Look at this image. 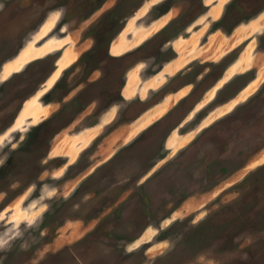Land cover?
<instances>
[{"label": "rangeland", "instance_id": "1", "mask_svg": "<svg viewBox=\"0 0 264 264\" xmlns=\"http://www.w3.org/2000/svg\"><path fill=\"white\" fill-rule=\"evenodd\" d=\"M263 7L264 0H0V132L34 93L0 133V264H75L74 253L76 264L141 258L100 254L122 242L86 238L103 230L102 216L113 206L90 202L84 180L116 151H154L196 100L167 145L174 150L196 137L185 156L213 167L187 202L147 203L141 221L175 212L130 248L158 236L162 242L144 251L157 264H264V48L257 42L264 14L247 22V9ZM218 18L219 28L200 46ZM27 46L44 51L25 59L18 54ZM92 47V56L79 59ZM70 50L75 54L62 65ZM243 57L251 58L247 71L230 74ZM177 64L185 68L164 75ZM192 88L180 110L164 117ZM87 239L90 251L82 248Z\"/></svg>", "mask_w": 264, "mask_h": 264}, {"label": "flooded vegetation", "instance_id": "2", "mask_svg": "<svg viewBox=\"0 0 264 264\" xmlns=\"http://www.w3.org/2000/svg\"><path fill=\"white\" fill-rule=\"evenodd\" d=\"M169 4L170 5L168 7H171L172 3ZM206 11L207 9L205 10V12ZM247 11L249 14V17L247 19L248 22L255 19L256 17H259L260 14H264V7L256 12H253L252 14L250 13V10L247 9ZM205 12L203 14H205ZM219 21L220 18H218L217 20L214 19V23L212 24L211 29L205 34L204 38L201 39L200 46L203 43H206L207 38L219 28ZM164 28L165 27H163V29ZM160 31L163 30L161 29L157 31L156 34ZM172 37L173 36L167 38L165 42L171 40L169 41V44L171 45V42L175 40V38L172 39ZM257 42L259 47L264 48L263 38L261 40L257 38ZM87 52L88 54L85 58L92 56V54H94L96 50L94 47H92L91 49L87 50ZM129 53L130 52H124L118 57H123ZM119 54L111 55L115 56ZM55 55H57V53L53 54L52 57H55ZM46 56L48 57L49 55ZM171 58L166 62H169ZM235 58L236 57H234L229 63H227L226 66L228 67L229 64H231L233 60H235ZM88 63L89 62H87V64ZM164 64L161 65V67L159 68L160 70L158 69V71H161V68L164 66ZM183 68L181 67L180 69L175 70V72L167 75L172 77L173 74V76H175ZM244 72H238L235 74ZM46 80L47 78L42 83H45ZM216 80L220 81L221 77H218ZM127 81L124 82L123 86H126ZM192 83V81L184 82L180 84L174 92H178V90H180L182 87L189 86ZM193 91V88L191 90H188L187 92L182 94L175 102H173L171 108L168 111L169 113L166 112L168 114L164 117L167 118L172 115L173 112H177L178 109L180 110V106L182 105V103L188 100L193 95ZM123 97L126 98L124 89ZM198 101L199 100H196L195 103H193L190 109H188V112L192 110L193 106L198 104ZM188 112L185 113V115H183L177 121V123H175L169 129V134L159 137V144L156 146V149L154 151L144 150L141 152H136L134 154H129L128 152H126L125 154V151L121 150L116 151L103 162V166L101 168L94 170L90 174V176L84 180L88 183V186L91 189V193H93V198L90 200V202H103V206H113V208H109V214L102 216V224L98 227V229L103 230H93L86 238H96L100 241V243L103 240L108 241L109 238L115 241L113 242V244L122 242V245L119 246L115 251H110V247H108L107 250L103 249L100 254L109 255L110 252L116 253V255H131L130 253L141 254V258L139 257L135 262H132V264H143L142 258L145 257L144 251L149 249L155 243L162 242L163 238L155 236L154 241L145 239L141 241V245L136 248H130V245L133 244L136 240H140L148 231V228L151 227V224L153 222H155L154 226H157L156 224L158 221H162L164 218H168L166 216H170L172 212H175V209L173 208L169 210L167 214L162 215L156 221L153 220V217H155L154 214H152L150 219L146 218L145 221H141V210L143 208H146L147 203L149 204V206H152V203L154 202H187L188 198L191 196V194L189 193L193 192L198 185L202 184L200 182V179L204 178L210 173L211 168L213 167L212 165L209 167L208 165H203V161H198L197 156H185L186 148H189L193 144L195 139H197L196 137L188 139L185 143L181 144L174 150L170 149L167 145L168 139L171 136L170 133L175 128H177V126L181 125V123L185 120V116L186 114H188ZM161 119L163 118H159L153 124L145 126L143 130H150L153 126H155L157 122L161 121ZM5 129H3L2 131H4ZM142 136H144V134ZM194 144L192 146H194ZM184 148L185 150H181ZM219 148L222 149V144L221 146H219ZM221 152L222 150L220 151V154ZM216 154L219 153L217 152ZM219 171L224 173L226 172V170H223V168H220ZM217 173L219 175L218 170ZM126 202L129 203L126 204ZM115 203L117 205L114 206ZM172 221L174 222V220ZM126 223L127 225L124 226V224ZM156 228L158 229V227ZM155 233L157 235L159 231L156 230ZM91 241V239H87L85 242L86 247L82 248H87L90 251V244H92L90 243ZM136 250H140L141 252H136ZM125 258L128 257L119 256L116 264L120 263ZM146 259L149 261V264H157L156 257L150 256ZM77 260V254L74 253L75 264Z\"/></svg>", "mask_w": 264, "mask_h": 264}, {"label": "bare ground", "instance_id": "3", "mask_svg": "<svg viewBox=\"0 0 264 264\" xmlns=\"http://www.w3.org/2000/svg\"><path fill=\"white\" fill-rule=\"evenodd\" d=\"M263 17H264V15H263ZM115 44H122V42H118V43H115ZM42 47V46H41ZM41 47H37V48H34V49H31V48H28V46L27 47H25L18 55H21V56H25V59H26V57H31V56H35V55H38L39 53H40V51L42 52V51H44ZM32 51H37V53H33ZM66 52V51H65ZM78 53V52H77ZM121 53V52H120ZM42 54V53H41ZM72 54V55H74L75 53L73 52V51H71L70 50V52L68 53V57L66 56V53H64V58L66 57V61H62L61 60V64L63 65V64H65V63H67V61H68V59L70 58V55ZM113 54V53H112ZM114 54H119V53H114ZM24 59V60H25ZM239 60V61H238ZM236 62H234L230 67H229V72H230V74H234L235 73V70L237 71V73L238 72H243L244 70H246L249 66H250V62H251V58L250 59H248L247 57H243L242 59H238ZM12 61V60H11ZM27 61V60H26ZM70 61V60H69ZM25 62V61H24ZM23 61H20L19 63H18V65L16 66V67H14V68H17L21 63H24ZM174 69H177V65H175L174 67H172L171 69H169L168 70V72L171 74V73H173V72H175V70ZM16 70V69H15ZM8 71H10V70H8ZM53 74H54V72H53ZM49 81V80H48ZM254 81H256V80H254ZM252 83H254V82H252ZM129 83H128V81H127V84H126V86H125V88H124V92H127L128 91V89H127V85H128ZM130 86V85H129ZM255 86V85H254ZM232 103V102H231ZM220 108V107H219ZM220 109H224V108H220ZM228 109V108H227ZM218 110V109H217ZM219 111V110H218ZM222 111V110H221ZM215 112H217V111H215ZM222 113V112H221ZM215 114H217V113H215ZM129 127V126H128ZM127 128V127H126ZM131 128V127H130ZM127 129H129V128H127ZM138 129V128H137ZM121 132V131H120ZM124 133V132H123ZM135 133V132H134ZM120 136V135H119ZM117 137V136H116ZM115 137V138H116ZM129 137V136H128ZM127 137V138H128ZM120 138V137H119ZM119 141V140H118ZM207 197V196H206ZM205 198V197H204ZM193 199H195V198H193ZM18 200V199H17ZM190 200H192V199H190ZM204 200V199H203ZM207 200V199H206ZM19 201V200H18ZM195 202L197 201V199L196 200H194ZM189 202V201H188ZM198 202V201H197ZM199 202H203L202 200L201 201H199ZM204 202H205V200H204ZM17 203V202H16ZM16 203H14V204H16ZM19 203V202H18ZM189 203H191V202H189ZM196 204V203H195ZM198 204V203H197ZM196 204V206H198ZM189 205V204H188ZM192 205V204H191ZM193 205H194V202H193ZM16 206V205H15ZM15 206H13V207H15ZM195 206V205H194ZM192 208H194L193 206H192ZM11 209H12V207H11ZM17 209V208H16ZM15 210V209H14ZM181 211V210H180ZM183 211V210H182ZM14 212V211H13ZM184 212V211H183ZM186 213H188V212H186ZM14 214H16V212H14ZM181 214V213H180ZM149 232L147 231L145 234H144V236L145 237H149V234H148ZM161 245V244H160ZM160 245H159V247H160ZM158 247V246H157ZM153 249V248H152ZM151 249V250H152ZM155 249V248H154ZM160 250V249H159ZM148 252V251H147ZM152 252V251H151ZM154 252H155V250H154ZM153 252V253H154ZM157 252V251H156ZM149 254V253H148ZM151 254V253H150Z\"/></svg>", "mask_w": 264, "mask_h": 264}, {"label": "water", "instance_id": "4", "mask_svg": "<svg viewBox=\"0 0 264 264\" xmlns=\"http://www.w3.org/2000/svg\"><path fill=\"white\" fill-rule=\"evenodd\" d=\"M59 57V56H58ZM58 57H54L53 58V61H54V63H55V61L58 59ZM55 70V67H54V69L49 73V75L48 76H50L52 73H53V71ZM48 76L46 77V78H48ZM36 92V91H35ZM33 93V92H32ZM31 93V94H32ZM31 94H29V95H27V97H24V98H22L21 99V102L18 104V106H17V108L15 109V111H14V114H13V117H12V122L16 119V117L18 116V114H19V112H20V110L22 109V106H23V104H24V102L30 97V96H32ZM34 94V93H33ZM12 122H11V124H12ZM10 124V125H11ZM9 125V126H10ZM8 128V127H7ZM6 128V129H7ZM5 129V130H6ZM4 130V131H5ZM4 131H1L0 133H2V132H4Z\"/></svg>", "mask_w": 264, "mask_h": 264}, {"label": "crops", "instance_id": "5", "mask_svg": "<svg viewBox=\"0 0 264 264\" xmlns=\"http://www.w3.org/2000/svg\"><path fill=\"white\" fill-rule=\"evenodd\" d=\"M168 63H169V62H166V63L164 64V66L162 67L161 71H159L157 74L162 73L163 70L166 69L165 67H167L166 64H168ZM165 65H166V66H165ZM179 65H180V64H177V69L179 68ZM164 75H167V73H165ZM172 75H173V74H172ZM185 87H186V86L182 87L180 90H178V92L181 91V90H183ZM175 93H177V92H175ZM175 93H174V94H175ZM159 103H160V101H158L157 103H153L152 105H150V107L156 106V105H158ZM150 107H148V108H150ZM148 108H147V109H148ZM147 109H146V110H147ZM143 112H144V111H143Z\"/></svg>", "mask_w": 264, "mask_h": 264}, {"label": "trees", "instance_id": "6", "mask_svg": "<svg viewBox=\"0 0 264 264\" xmlns=\"http://www.w3.org/2000/svg\"><path fill=\"white\" fill-rule=\"evenodd\" d=\"M166 1H167V0H165V2H166ZM167 5H168V4H167ZM262 38L264 39V36L259 37L260 40H261ZM260 43H261V42H260ZM87 54H88V52L83 53V54L80 56V59L85 58ZM234 57H235V56H231V57L227 60V62L229 63ZM227 58H228V56H225L223 60H226ZM226 64H227V63H226ZM226 64H224V65H226Z\"/></svg>", "mask_w": 264, "mask_h": 264}]
</instances>
